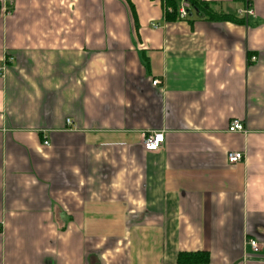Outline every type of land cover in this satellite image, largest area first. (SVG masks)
Wrapping results in <instances>:
<instances>
[{
  "label": "crops",
  "instance_id": "obj_1",
  "mask_svg": "<svg viewBox=\"0 0 264 264\" xmlns=\"http://www.w3.org/2000/svg\"><path fill=\"white\" fill-rule=\"evenodd\" d=\"M204 1L0 0V264H264V0Z\"/></svg>",
  "mask_w": 264,
  "mask_h": 264
},
{
  "label": "built area",
  "instance_id": "obj_2",
  "mask_svg": "<svg viewBox=\"0 0 264 264\" xmlns=\"http://www.w3.org/2000/svg\"><path fill=\"white\" fill-rule=\"evenodd\" d=\"M245 4H246V7L243 10V13L245 15H251L253 13V10L251 8V0H245ZM188 8H189L188 3L185 0H180V3L177 7L178 17H180V18L188 17ZM7 12H8V10H7ZM3 69H4L3 64H0V75L3 74ZM152 83L154 85L158 84L159 80L154 79L152 81ZM227 130L228 131H244L245 128L239 120L234 119V120H231L229 122ZM162 141H163V133L162 132H149L143 138L142 145L146 150H156L159 148ZM243 157H244V153L238 152V151L228 152V154H227V160L230 164H236L237 162L242 160ZM1 229H2V222L0 221V231H1ZM246 243L253 252L258 251L259 246H258V242L255 239L248 238Z\"/></svg>",
  "mask_w": 264,
  "mask_h": 264
},
{
  "label": "trees",
  "instance_id": "obj_3",
  "mask_svg": "<svg viewBox=\"0 0 264 264\" xmlns=\"http://www.w3.org/2000/svg\"><path fill=\"white\" fill-rule=\"evenodd\" d=\"M188 3V16L195 12L198 16L200 17H205V18H216L218 15H216L212 10L210 9V5L208 2L204 0H185ZM180 2V1H179ZM167 5L171 8V14L177 15V7L175 0H167ZM178 16V15H177ZM185 256H190L193 258L194 261L197 262H205L207 261V255L206 253H203L200 255L199 253L193 254H180L179 261L185 260L183 259Z\"/></svg>",
  "mask_w": 264,
  "mask_h": 264
}]
</instances>
